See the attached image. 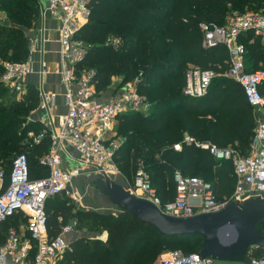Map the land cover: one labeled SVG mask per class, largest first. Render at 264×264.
<instances>
[{
  "label": "trees",
  "instance_id": "1",
  "mask_svg": "<svg viewBox=\"0 0 264 264\" xmlns=\"http://www.w3.org/2000/svg\"><path fill=\"white\" fill-rule=\"evenodd\" d=\"M153 3L146 0H91L89 20L78 33V39L89 43V52L79 67L95 70L93 83L96 92L102 93L111 85L112 78L134 76L129 65L139 66L142 76L138 93L146 97L151 107L145 115L133 113L118 119V128L128 133L114 154L116 166L123 176L127 177L142 162L150 174L157 198L166 204L174 201L176 196L175 173L196 177L194 174L200 172L203 162L207 161L211 171L206 172L207 179L203 180L212 186L215 200L222 201L235 187L231 164L217 161L207 150L185 144L183 140L189 137L197 143L230 147L245 154L256 121L242 88L224 76L230 66L228 51L222 44L204 47L200 25L224 26L227 15L236 6L241 13L255 7L264 13V6L257 0H153ZM17 11L33 15L24 9ZM6 31L13 33L15 38L20 36V30L6 28L5 23H0V76L6 53L18 52L21 62L27 51L25 40L20 37L13 45H6L9 40ZM107 37L122 42L121 46L117 43L119 50L105 45ZM238 41L245 48V70L264 69V50H259V39L254 33L243 32ZM247 52L250 54L245 60ZM246 62L251 66L247 68ZM187 66L216 75L205 96L194 98L182 93ZM173 76L175 79H171ZM27 91L19 103L15 94L9 95L0 83V170L6 186L12 161L19 154H25L27 158L30 179H40L48 174L39 158L49 150V137L32 147L25 145L26 131L40 128L25 124L26 116L37 103L35 90L28 87ZM260 92L264 97V88ZM140 142L149 147V161L140 157ZM177 144H181L179 152L174 151ZM225 163L231 167H225ZM45 213L49 239L56 238L72 221L76 222L73 229L94 226L108 233L105 243L87 239L75 241L64 254L67 264H157L163 250L189 243L191 245L183 250V254L198 253L200 248L201 240L197 237H164L127 214L78 210L66 192L48 199ZM22 216V213L13 215L2 224L0 245L11 228L19 230L20 220L25 222ZM258 231L264 235L260 227ZM138 245L144 247L141 252L134 249ZM262 256L263 250L253 249L245 261Z\"/></svg>",
  "mask_w": 264,
  "mask_h": 264
},
{
  "label": "built area",
  "instance_id": "2",
  "mask_svg": "<svg viewBox=\"0 0 264 264\" xmlns=\"http://www.w3.org/2000/svg\"><path fill=\"white\" fill-rule=\"evenodd\" d=\"M257 1L264 6V0ZM48 5L49 11L58 22V72L64 87L67 111L55 132L48 134L44 129L26 131L25 145L28 147L38 144L46 136L50 139L48 152L39 158L40 164L48 169L46 177L30 179L25 154H19L13 159L7 186L4 185V175L0 170V231L7 218L18 213L25 217L24 230L22 227L19 230L11 228L0 246V264H63L61 257L69 248L65 236L73 232V226H65L56 238L49 239L46 229V201L67 192L74 179L86 168L94 167L103 173H118L112 160L117 145L107 141L111 124L119 114L127 111L147 113L150 109L148 101L135 90L132 91L133 89L119 94L111 101L93 99L94 92L90 82L94 74L77 78L75 66L85 59L89 46L77 40L75 35L90 17L91 0H48ZM200 29L204 33V47L222 44L228 51L230 66L224 76L242 88L252 109L263 107L264 97L260 87L264 85V69L253 72L245 70V48L238 39L241 33L251 30L256 37L264 40V13L260 11L236 15L224 26L202 24ZM42 40L46 41L44 38ZM33 44H38V41L35 40ZM30 72L25 63L8 62L3 65L0 82L11 93L21 95L25 78ZM214 76L216 75L210 71H188L185 73L184 94L194 98L205 96ZM45 97V102L41 104L42 109L55 102L54 95ZM183 142L207 150L217 161L232 164L236 177L233 193L228 198L217 201L209 183L197 177L175 173V199L162 204L151 186L143 163L139 162L134 181L130 183V191L135 196L156 205L166 215L191 217L202 213H215L232 200H243L251 194L264 193V122L256 125L245 154L237 153L230 147L218 148L197 143L189 137H185ZM66 146L71 147L78 155L79 166L70 170L61 167ZM180 146L177 144L174 149L180 150ZM68 196L73 202L80 200L76 192H70ZM161 264L232 263L201 259L197 253L171 251ZM234 264H264V256Z\"/></svg>",
  "mask_w": 264,
  "mask_h": 264
},
{
  "label": "water",
  "instance_id": "3",
  "mask_svg": "<svg viewBox=\"0 0 264 264\" xmlns=\"http://www.w3.org/2000/svg\"><path fill=\"white\" fill-rule=\"evenodd\" d=\"M76 181L86 187L98 211L127 214L168 238H199L198 255L224 263H243L253 249L264 250V193L232 200L215 213L191 217L166 215L149 201L135 196L120 173L98 172L94 167L81 171Z\"/></svg>",
  "mask_w": 264,
  "mask_h": 264
},
{
  "label": "crops",
  "instance_id": "4",
  "mask_svg": "<svg viewBox=\"0 0 264 264\" xmlns=\"http://www.w3.org/2000/svg\"><path fill=\"white\" fill-rule=\"evenodd\" d=\"M42 11L43 13L40 16L39 34L43 31L48 40L47 42L44 43H38L35 46V50L31 53L29 66L32 69V73L28 76L26 89L22 93L24 95L21 96L22 98L16 97V101L20 103L23 100V98L27 95L28 87L33 88L36 92L35 94L37 96V103L35 108L31 110L29 114L26 116L25 119L26 123L38 125L40 128L46 130L47 133L49 134L52 131L54 132L58 129L59 124L61 123V120L66 112V102L64 95V87L61 84V80L58 72L60 66L59 49H58L59 44L57 41L58 22L56 17H54L49 13L47 9V5ZM257 39H259V43H260L259 50H264V40L260 39L259 37H257ZM117 43H118L117 38H111V40L106 41L105 45L111 46L115 51H117ZM33 46H31L30 44V47L34 49ZM249 54L250 52H247L246 56L244 57L245 60ZM245 64L247 68L251 66L250 62H246ZM42 65L46 66V71L44 72H42ZM261 88H264V85H262L260 89ZM122 89L118 88V91ZM113 90H115V88L112 87V83H111L108 89L102 93L100 92L99 93L100 95H98L96 98L100 101L108 100L113 95V93L117 91V90L116 91ZM42 94L55 95L54 104L50 107H47L45 110H41L38 108V104L42 98ZM253 114L256 121V125L259 122H264V106L261 108H256V110L253 111ZM77 160H78L77 153L71 147L66 146L62 154L61 167L66 170H70L71 168L78 167L79 164L77 163ZM70 192H76L80 198L78 202L72 201V203H74L75 207L78 210L95 211L103 214H114V215L117 214L106 211H98L97 209H95L93 207L91 198H89L87 194L86 187L83 186V184H81L80 182L76 181V178L73 181L72 187L67 190L66 192L67 196ZM75 224H76L75 221L70 222L71 226H74ZM80 239H87V240H93V241L105 243L106 240L108 239V233L106 230L96 229L94 226L89 228L84 226L77 230L73 229L72 233L65 236V240L68 246L70 247L75 241ZM134 249L138 250V252H141L144 249V247L142 245H138L135 246ZM64 254L62 255L60 261L63 264H67V262L64 260ZM168 254L169 251L168 252L162 251L159 255L157 264H161V261L165 259L168 256Z\"/></svg>",
  "mask_w": 264,
  "mask_h": 264
},
{
  "label": "rangeland",
  "instance_id": "5",
  "mask_svg": "<svg viewBox=\"0 0 264 264\" xmlns=\"http://www.w3.org/2000/svg\"><path fill=\"white\" fill-rule=\"evenodd\" d=\"M146 2L154 4L153 3V0H146ZM159 4L160 5H164L163 3H159ZM46 5H47V9H48V7H49L48 0H0V23H5L6 24V28L11 27V28H16V29L20 30V36L19 37H20V39L22 38V39L25 40L24 43H26V48H27L25 60L19 62L18 56L20 54L18 52L16 53V52L9 51L8 53H6V57L4 58L5 62L3 63V65L5 63H8V62L9 63H25L27 65V67L31 70L30 74L32 73V69L29 66L30 55L35 50V46L37 45V44L34 45L33 42L35 40H37L38 43H44V42H47V40H48L43 31L39 34L40 16L43 13L42 10H44V8L46 7ZM115 7H118V5H115ZM16 9H21V10L24 9L25 11H27V12L33 14V15H29V14L26 15V13L24 15V12H21V11L15 12ZM48 11H49V9H48ZM239 11H240L239 7L236 6V9L234 11H232V13L230 15H227V17H226L225 20L228 21L232 17H234L236 15H240V14L242 15V14H245V13H257L260 10L257 9V7H255L253 9L248 8L243 13H241ZM49 13L55 17V15L52 14L50 11H49ZM12 17H15V18L12 19ZM87 22L86 23H83L81 25L80 29L78 30V32L76 33L75 38L77 40H80V39H78V33L83 28V26H85V24H87ZM13 35H14L13 33H10V32H7L6 31V37H8V39H9V40H7L6 45H11V44L13 45L15 42H18L19 41L18 40L19 37H16L15 38ZM43 38L46 41H43L42 40ZM108 40H111V37H107L106 41H108ZM80 41H82V40H80ZM82 42L86 46L89 45V43H85L84 41H82ZM118 42H119L118 45L121 46L122 42L119 41V39H118ZM30 44H31V46L34 45L33 46L34 49L32 47H30ZM118 45H117V50H119V46ZM86 57H85V59H86ZM79 64H81V63H79ZM79 64H77V67L75 66L76 76H77L78 79L81 78L82 76H85L86 74H89V73H91V74L93 73L94 74L95 73L94 72L95 71L94 69H89V70H87V69H81L79 67ZM59 65H60V61H59ZM129 67L134 72V76L132 78H130V79H126V77L124 75L123 76H119V77L112 78V81H113L112 82V87L115 88V90H113V91H116V90L117 91L114 92L113 95L108 100H104V101H101V102L111 101V99L115 98L119 94H121V93H123V92H125V91H127L129 89L130 90L133 89L132 91L135 90L136 93L139 94L138 93V82L141 80V76H142L141 71L139 72V66L136 65V64L129 65ZM197 69L198 68L193 67V66H187L185 68V71L184 72L187 73L188 71H191V70L193 71V70H197ZM44 71H46V66L45 65H42V72H44ZM28 76L25 78V81H24L23 92L26 89V85H27V82H28ZM59 76H60V74H59ZM93 77L94 76L91 77V82H90V85H91V88H92L93 92L95 90L94 95H93V99L98 100L96 97L98 95H100V94H99V92H96V85H95V83H93ZM173 78L175 79L174 76L171 79H173ZM215 78H216V76H214V78H212V82L214 81ZM60 80H61V77H60ZM123 81H124V83H123ZM1 84L4 86L3 83H1ZM118 88H121V89L123 88V89L118 91ZM6 91H7V93L9 95H12L13 96V93H11L7 88H6ZM183 92H184V90H182V93ZM23 95L24 94H21V95H16L15 94L14 96L19 97V98H22L21 96H23ZM52 95L53 94H42V98H41V100H40V102L38 104V108L41 109V110H45V109H42L41 104H42V102H45V98H46L45 96H52ZM139 95L142 96L141 94H139ZM142 97H144V96H142ZM145 99H146V97H145ZM3 100H4V98H3ZM98 101H100V100H98ZM148 103H149V101H148ZM50 106H52V105H48L47 107H50ZM150 107H151V105H150ZM254 110H256V109H253V111ZM66 111H67V107H66ZM255 112H258V111H255ZM133 113H139V114L145 115L146 112H142V111L141 112L140 111L139 112H136V111L135 112L134 111H127V113H122V114H119L117 117H115L114 118V121L111 124V128H110L109 133L107 135V141L109 143H115V145H117V148H116L114 154L120 148V146L123 143V140L128 135L127 132H125L124 130H120L118 128V121H119L118 119L121 118V116H123V115L133 114ZM39 129H42V128H37L36 130L38 131ZM30 130H32V129H30ZM179 145H181V144H179ZM140 147L142 148V151L140 153V157H143L144 159H146V160L149 161L150 160V158H148L149 147L144 142H140ZM234 150L237 153H240V151H238L237 149H234ZM174 151L179 152L180 150H175L174 149ZM112 160H113V164H114L116 170H118V173L122 174L121 173V170L119 169V167L116 166V163H115V160H114V155H113V159ZM230 164L229 163H225L224 165H226L225 167H227V166L231 167L232 164H231V166H230ZM209 165L210 164L207 161H204L203 164H202V167H201L200 172H197V174H194V176H196L197 178H200L202 180L203 179H207L206 178L207 177V173L206 172L208 171L210 173V171H211V167H209ZM136 170H137V168H136ZM136 170L134 171V168H133V170H131L130 174L127 175V177L124 176L127 179V181L129 183H131V184L134 181V178H135V175H136ZM146 172L149 173L147 170H146ZM232 174H233L234 178H236L235 175H234V172H232ZM148 175H150V174H148ZM150 179H151V177H150ZM174 181L176 182L175 175H174ZM150 183H151V180H150ZM235 185H236V179H235ZM151 186H152V184H151ZM19 217L21 218V216H19ZM24 225H25L24 220H22V221L20 220L19 227H22V229L24 230ZM190 245H191V243L184 244L182 246L173 247L172 249H167V250H163V251H167V252L168 251L169 252H171V251H178V252L183 253V250H185L186 248H188Z\"/></svg>",
  "mask_w": 264,
  "mask_h": 264
}]
</instances>
